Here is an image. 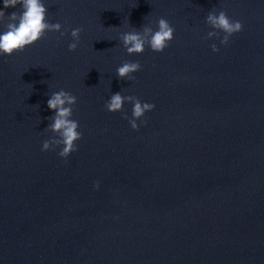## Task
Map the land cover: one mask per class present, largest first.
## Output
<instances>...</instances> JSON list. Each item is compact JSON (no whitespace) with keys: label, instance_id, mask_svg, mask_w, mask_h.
Returning <instances> with one entry per match:
<instances>
[{"label":"water","instance_id":"obj_1","mask_svg":"<svg viewBox=\"0 0 264 264\" xmlns=\"http://www.w3.org/2000/svg\"><path fill=\"white\" fill-rule=\"evenodd\" d=\"M43 2L66 34L0 55V264H264V0ZM213 10L243 24L227 45ZM161 17L168 47L129 55L120 34ZM60 89L82 133L66 160L41 150ZM117 92L155 105L139 130L131 103L105 108Z\"/></svg>","mask_w":264,"mask_h":264},{"label":"clouds","instance_id":"obj_2","mask_svg":"<svg viewBox=\"0 0 264 264\" xmlns=\"http://www.w3.org/2000/svg\"><path fill=\"white\" fill-rule=\"evenodd\" d=\"M17 5L20 6L19 10L10 14H6L3 10L16 8ZM3 9H0V22L6 18L8 23L5 25V30L0 33V55L11 56L16 52H22L26 47L45 38L47 32H59L61 37L66 34V31L61 30L62 25L59 22H48V9L43 0H3ZM206 23L214 29L207 33V38H218L222 45H227L231 36L243 30L242 22L231 19L225 11H219V13L214 10L209 11ZM141 29L133 27L131 31L120 34V42L129 55L143 53L146 46L153 52H163L174 39L175 29L163 17L158 19L156 30L150 25H143ZM82 31V27L71 30L73 42L68 44L69 51H75L78 48ZM211 48L213 52L219 51L216 44H212ZM139 70H141L139 61H124L116 72L119 79L131 81L135 79L132 74ZM125 102L133 105L132 117L129 118L126 113H123V118L128 120L133 130H139L137 121L143 123L142 117L146 112L152 111L155 105L141 102L135 96H122L120 92H117L111 95L105 108L109 112H123ZM76 103L77 97L64 89L51 93L47 100V107L54 111V115L49 117L51 122L46 130L54 133V136L43 141L42 151L60 147L58 155L66 160L71 153L78 150L76 142L82 138V133L78 131L79 122L72 119ZM96 187H99V182L96 183Z\"/></svg>","mask_w":264,"mask_h":264}]
</instances>
